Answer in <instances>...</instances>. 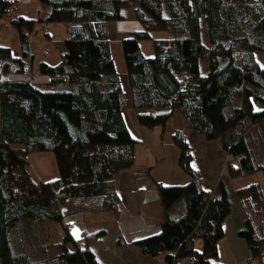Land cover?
Returning <instances> with one entry per match:
<instances>
[{
    "label": "trees",
    "instance_id": "trees-1",
    "mask_svg": "<svg viewBox=\"0 0 264 264\" xmlns=\"http://www.w3.org/2000/svg\"><path fill=\"white\" fill-rule=\"evenodd\" d=\"M14 1L0 0V19ZM38 2L37 19H10L21 56H12L0 44V264H100L91 244L106 235V228H84L79 247L64 218L102 211L120 216L115 177L133 165L139 141L123 116L129 104L164 110L137 115L147 128L164 127L178 110L191 129L218 140L228 156L215 189L204 190L192 180L188 145L179 130L173 131L178 164L190 179L179 185L158 183L160 229L131 244L144 255H162L161 264H181L183 259L219 264L214 261L217 242L224 235L233 193L244 208L237 234L249 250L248 264H260L262 188L258 181L234 187L230 181L259 170L264 175V65L255 56L264 53V0ZM127 6L129 16L140 23L121 39L129 94L110 56L106 26L126 18L121 8ZM35 22L65 24L60 60L39 63V72L53 84L51 90L4 76L8 64L24 70L27 35ZM152 30L170 36L153 37ZM141 40L150 41L151 56L143 54ZM205 57L208 70L202 75L199 61ZM40 150L53 152L57 178L39 180L30 170L27 155ZM57 227L64 234L52 242Z\"/></svg>",
    "mask_w": 264,
    "mask_h": 264
},
{
    "label": "rangeland",
    "instance_id": "rangeland-1",
    "mask_svg": "<svg viewBox=\"0 0 264 264\" xmlns=\"http://www.w3.org/2000/svg\"><path fill=\"white\" fill-rule=\"evenodd\" d=\"M14 1L9 8L7 9V13L0 19V26L6 24L7 27L5 30L0 31V44H9L12 45V40H16V44L18 43V34L14 27L10 25L11 15H14ZM122 12L127 16L123 19H117L119 30H130L131 32L135 29L140 28V23L129 16L130 8L122 7ZM40 12V10H39ZM50 27V33L52 34L51 38L53 40H64L66 36L65 28L59 24V22H51V23H37L35 22L33 29L28 33L27 37L31 35L33 38L35 35L40 37V33L46 34L48 28ZM162 33H168L167 31H162ZM163 35V34H162ZM32 41H28L29 48L33 51L35 55L34 49L30 47ZM202 38L204 40V31L202 32ZM142 52L145 56L152 55V47L150 41L141 40L139 41ZM8 46V45H7ZM9 47V46H8ZM10 48V47H9ZM110 48L114 57L115 62L117 63V67H119V61H123L122 56V47L121 41L118 43L111 40ZM49 49V48H48ZM42 52V50H41ZM49 52V50H48ZM255 56L259 63L264 65V53L258 51L255 53ZM33 59V57H32ZM31 59V64H32ZM124 63V62H123ZM32 67V66H31ZM208 70V60L207 57L200 59L199 61V73L205 74ZM29 75V71L26 70ZM32 73V72H31ZM39 74L35 76L38 77ZM47 76V75H46ZM34 78V79H35ZM33 79V81H34ZM176 111V115H181L178 110ZM175 114L170 116L169 120L165 124V129L162 132L160 127L155 128H147L145 126H141L138 124V121L135 116L134 110H126L125 118L127 121V125L130 130L137 134L138 137L143 140L144 144H139V147H144L145 144L155 149L159 157L162 159L158 163H154L151 174L159 181H162L163 184L169 185H179L186 183V178H188V173L184 171L178 164V155L179 149L170 143V132L174 130L175 124L178 122V118ZM183 117V116H182ZM139 128V129H137ZM184 135L183 133H181ZM181 135V136H182ZM140 140V141H141ZM142 145V146H141ZM138 147V148H139ZM145 153V152H144ZM143 154V153H142ZM227 153L225 152L221 162V175L224 173L227 161ZM27 161L29 163L30 170L34 173V175L39 178V180L47 181L57 177L53 176V173L57 171V165L55 162L54 154L50 150H40L34 151L27 155ZM58 176V175H57ZM251 178L254 181L260 182V186L263 191L264 196V175L261 170L255 172L251 175ZM220 179V178H219ZM247 179V178H246ZM182 180V181H181ZM219 181V180H218ZM183 182V183H179ZM245 178H238L237 180L230 181V184L234 187L237 185L244 184ZM216 187V186H215ZM214 187V189H215ZM229 200L231 204L230 213L223 220V230L224 235L217 242V257L214 258V261L219 264H248L250 257L249 250L246 246L244 239L237 234V228L240 225L241 218L243 216L244 208L235 198L233 193L229 194ZM109 212L102 211L91 215L82 216V214H72L66 216L64 220L70 223V233L74 239V243L77 246L81 247L83 229L92 230L94 228L103 226L106 228V235L98 242L91 244L92 249L94 250L98 260L104 263L105 259L112 258L113 262H116L115 258L118 257L117 264H161L162 263V255H158L156 257H150L148 255H144L139 250L133 246L131 243L127 242L126 245L121 243V240L118 239L116 241V220L117 218L112 217ZM59 231L54 237H50L51 241L58 240L61 235L64 234V230L60 227H57L56 230ZM264 231V224H263ZM132 229L135 231H140L141 228L133 226ZM119 238V235H118ZM116 242V243H115ZM69 248H73V242L68 243ZM195 246L200 248L201 241L197 240L195 242ZM110 248V249H108ZM54 254V250L52 247L48 250V256H52ZM181 264H193L192 261L188 259H183Z\"/></svg>",
    "mask_w": 264,
    "mask_h": 264
},
{
    "label": "crops",
    "instance_id": "crops-1",
    "mask_svg": "<svg viewBox=\"0 0 264 264\" xmlns=\"http://www.w3.org/2000/svg\"><path fill=\"white\" fill-rule=\"evenodd\" d=\"M39 10H40V4L38 0H16L14 4V15L22 16L24 18L37 19L39 16ZM59 24L65 28V24L63 22H59ZM118 24H119L118 21L115 20L108 21L106 24L107 37L109 40V51H110V56L113 59L115 69L119 74L121 86L123 90L127 94H129V86H128L127 74L124 63L122 60L119 61V67H117V63L114 60L110 48V41L113 40L118 45L121 39L124 36L130 34L131 31L119 30ZM6 27H7L6 24L1 25L0 31L5 30ZM39 34L40 37H37L35 35V37L33 38V42L30 45V47L35 51V55L33 56L32 64H31L32 66L31 72L33 78L30 80V82L41 89L51 90L53 88V84L49 82L48 76L41 74L39 72V63L46 62L49 64H56L60 60L61 53L65 50V46L62 39L53 40L51 38L52 34L50 33V27L48 28L46 34L40 32ZM151 35L153 37L170 36L169 33H162V31L160 30H152ZM15 41L16 40L13 39L12 45L9 44V42H7L5 45H8L10 47L12 56L20 57L21 46L19 42V37L17 44ZM45 47L49 48V52L46 55L42 54L41 52V50ZM1 65L2 64L0 63V71L2 69ZM15 68L16 66H10L8 64L7 70H5L6 72H4V76L10 80L28 81L29 75L27 74V72L25 70L17 71ZM37 73L39 74V76L35 78ZM62 85H66V84H62ZM129 100H130V96H129ZM126 110H130V111L134 110L136 119L138 114L148 112L150 114L156 115L161 112H164L163 109H147V110L141 108L135 109L132 108L129 104V106L125 108L123 111V116L126 124H127L125 118ZM174 114L175 115L177 114L175 110L171 113L170 116H173ZM176 116L178 118L177 119L178 122L177 124H175L173 131L179 130L180 134L181 133L184 134V135L181 134L182 135L181 137L188 145V150L190 153L189 166L190 168H198L200 170L201 175L203 177L202 188L207 191L213 190L214 187L217 185L218 180L220 178V174L222 172L221 162L225 151L222 149L218 140H207L202 134L191 129L188 123L182 117V115H176ZM169 118L166 120V122L169 120ZM155 127H160L162 132L165 129V126L161 127L159 125L154 126L152 128ZM173 131L170 132L171 144H174L171 139V134ZM131 133L139 139V141L136 143L134 148V163L130 168L118 172V174L115 177V184L119 194L120 207H121V214L116 220L115 235L117 236L119 235V239L121 240V243L124 244L123 242H125L124 245H126L127 242L131 243V241L134 239H138L157 232L160 229V224L162 222V213H161L162 207L159 199V194L157 191V185L158 183H163V182L157 180L151 174V169L154 163H158L162 158L159 157L155 149L151 148L147 144H145L144 147L142 145H141L142 147H139V144H144L143 140H141L138 137V135L134 134L132 131ZM57 175H58V171H55V173H53V176L51 177H57ZM244 178L246 182L244 184H248L254 181L251 178V175L245 176ZM189 179H190V175L188 176V178H186V181H189ZM179 183H183V182H179ZM133 226L141 228V230L135 231L134 229H132ZM115 260L118 261V257L115 258ZM116 262H113L112 258H108L105 259L104 263L102 264H117Z\"/></svg>",
    "mask_w": 264,
    "mask_h": 264
},
{
    "label": "built area",
    "instance_id": "built-area-1",
    "mask_svg": "<svg viewBox=\"0 0 264 264\" xmlns=\"http://www.w3.org/2000/svg\"><path fill=\"white\" fill-rule=\"evenodd\" d=\"M32 36L29 35L28 36V41H32ZM48 47H45L42 49V54H47L48 53ZM34 56L33 51H31L30 49L28 50L27 56L24 58L23 61V68L24 70H28L29 71V79L32 78V73H31V59ZM191 176H192V180L196 185L201 186L202 182H203V177L201 175V172L198 168H193L191 170ZM210 196H212V191H210Z\"/></svg>",
    "mask_w": 264,
    "mask_h": 264
},
{
    "label": "water",
    "instance_id": "water-1",
    "mask_svg": "<svg viewBox=\"0 0 264 264\" xmlns=\"http://www.w3.org/2000/svg\"><path fill=\"white\" fill-rule=\"evenodd\" d=\"M260 264H264V253L260 257Z\"/></svg>",
    "mask_w": 264,
    "mask_h": 264
},
{
    "label": "bare ground",
    "instance_id": "bare-ground-1",
    "mask_svg": "<svg viewBox=\"0 0 264 264\" xmlns=\"http://www.w3.org/2000/svg\"><path fill=\"white\" fill-rule=\"evenodd\" d=\"M177 201H179V200H177ZM174 203H176V202H174ZM174 205H175V204H174ZM174 211H175V210H174ZM174 211H173V212H174Z\"/></svg>",
    "mask_w": 264,
    "mask_h": 264
}]
</instances>
